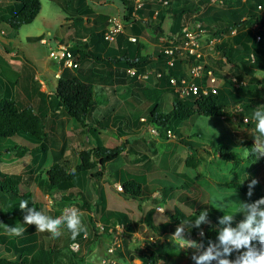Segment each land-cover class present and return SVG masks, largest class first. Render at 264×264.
I'll return each mask as SVG.
<instances>
[{
	"label": "rangeland",
	"instance_id": "1",
	"mask_svg": "<svg viewBox=\"0 0 264 264\" xmlns=\"http://www.w3.org/2000/svg\"><path fill=\"white\" fill-rule=\"evenodd\" d=\"M196 1L133 0V3L144 14L150 15V17H159L163 33L169 35L170 27L174 26V19L169 10L182 5L192 8ZM39 2L40 8L33 20L21 25L16 33L11 32L7 25L0 22V97H10L18 102L30 103L36 110L39 97L36 91H39L44 92L45 95L47 94L45 97L47 102L43 101V107L49 106L57 78L54 73L56 74L62 66L60 63L55 65L52 63H50L51 65L45 64V57L48 56L49 50L53 49L55 44L65 41L64 36L68 33L71 35V39L65 44L70 48H74L75 40L77 39L76 32H81V40H85L87 46L92 50L102 48V54L117 52L118 48L123 45L122 39H126L128 35H134L136 36V43H144L140 53L142 55H151L146 61L153 62L156 60L155 52L160 50L157 38L154 40L147 33L136 35L129 32L128 25H125L122 20L123 7L119 0H85L86 6L90 9L88 16L104 15L107 21L101 37L91 40L88 39L89 31L87 25L89 23L85 22L84 14L80 15V19L74 23V27L67 30L69 22L65 21V18L70 13L63 11L56 0H39ZM225 6L223 0H208L196 15L206 17L212 14H219L220 10ZM231 6L233 7L235 4ZM262 16L264 17V13ZM110 17L119 18L121 27L112 34V39H106L104 31L110 28V22L108 21ZM194 23V21H189L186 25L195 30ZM254 26L255 24L252 25V27ZM204 30L199 35L200 45H202V48H200L203 54L202 62L205 61L208 66L213 67L216 71V76L222 81L229 78L234 86L240 83H250V79H256L258 80L255 86L257 89L249 92L247 97H243H249L250 100H241L235 104H229L227 110L231 114L230 116L212 118L193 113L191 124H185L177 128L180 138L176 136H150L143 125L140 129L137 128L138 126L133 127L132 134L130 136L127 135L129 136V141L136 140L133 142L134 148L146 153L148 158L142 163L133 164L131 160L133 155L122 151L113 163L121 171L130 170L137 175L142 174L144 176L143 180L155 190L151 194L153 200L133 199L123 196L118 190L116 193L107 194V188H111L110 184L114 181L113 176L109 175L107 170H101V175L94 180L87 178L80 183V188L91 204V210L98 203V209H100L97 212L93 211V213L92 211L88 213L87 210L79 209L82 213V221L88 228L89 235L87 238L83 235L78 250H71L83 254L87 263H92L100 258L105 253V247L109 242L108 232L107 234H100L97 240L92 243L85 241L90 239L91 234V227L87 222L89 216L97 220L96 216L100 215L105 206L123 211L128 217L124 225L127 229L122 239V248L125 253L126 250L130 251L133 247L140 248L141 243L146 240L150 241L149 238L152 237L156 241L162 242L161 244L166 253L164 258L158 260L159 263L164 261L163 264H195L191 259L192 255L196 254L194 249H180V246L174 245L166 234L163 233L158 236L156 232L146 226L147 224L144 220H151L153 223L168 220L163 212L165 206L170 207L172 212L183 217L195 210L213 208L235 210L239 209V203L241 202L253 203L252 196L249 197L247 193L229 187L226 183L233 181L249 183L252 179L260 180L261 176H264V167L261 163L254 160H245L242 156V148L244 147L240 143L247 139L254 143L255 121L252 116L257 108L264 105V87L258 86V84H264V64L257 62L256 59L254 60L255 53L253 52H250L253 55L252 60L249 54L246 61L244 60L245 66L239 63L237 60L238 48H234L229 56L232 61H226L214 48L213 43L218 39L212 37L206 29ZM36 33L40 34L46 41L40 42L37 36L24 37L27 34ZM170 35L171 37L176 36L175 33ZM53 36L56 37V40ZM9 48L16 53V55L15 53L11 55V59L6 58L4 53ZM182 65H180V68ZM77 67L81 69L83 63ZM77 67L70 69L71 72L76 74ZM148 69L147 65L141 72ZM118 70L119 68L116 69V71ZM29 71L35 72L37 76L33 78V73L29 74ZM148 77L146 79H138L136 76L132 78L131 75L125 72L123 76L117 77L118 79L105 77L101 81L91 84L90 91L96 101L92 113L93 116L101 119L105 116L111 117L115 114H124L122 116L126 115L129 119H132L135 116L139 117L142 115L141 111L144 107V101H138L134 104L129 102L127 98L131 91V84L136 80L147 81V84L151 87L155 83L157 84V78L152 76L148 80ZM38 78H41L43 82L39 81ZM44 89L52 90V93L43 91ZM106 96L110 99H104ZM171 96L170 92H165L157 97L156 101H159L162 112H167L170 109ZM110 103L111 105H109ZM47 106L46 108L48 109ZM44 117V130L50 136V139L44 144V152L38 147L33 149L32 153H35L34 155L26 150L23 156L18 157L14 151H17L19 147H25V145L20 143L21 141L16 140L15 137L0 138V150L4 151L5 147L10 148L8 152L0 154V177L4 174H18L21 177L18 183V192H29L38 206V211H43L45 214L55 218L60 216L66 208L75 207V201H66L61 197L62 191H58L55 188L46 190L47 188L43 183H40L41 180H44L43 172L49 167L52 157L55 155L65 170L73 168L79 162L78 151L89 148L93 143V137L89 134L80 133L79 129L81 127H79L78 123L63 114L58 108L54 110L51 107V110H48ZM136 117L135 119H137ZM244 118L249 124L245 126L239 125L237 120L240 119V121L246 122ZM170 128L173 131V127L171 126ZM98 131V140L102 141L103 145L107 147L114 146L123 139L118 136L119 133L114 128L99 129ZM217 140L225 142L229 150L235 151L244 160L235 167H232L228 161H221L218 158ZM152 148L154 152L151 151ZM187 156L191 157L193 165H186L185 158ZM147 172L151 173L148 175ZM183 175L187 177L190 183V187L187 189L181 188L178 184L179 181L181 182L185 179ZM170 181L174 184V187L164 191L160 190L162 188L161 183ZM157 206L161 209H157ZM8 216L0 207V223L9 227L24 224V216ZM3 224H0V234L14 242L19 248V253H22L27 244L36 236L45 245H51L54 242L61 244L64 241V230H62L63 234L58 239H53L50 233L36 232L35 225H24L26 230L22 236L10 237L5 234ZM0 254L11 258L15 257L17 252L12 249L8 251L0 244ZM116 263L127 264L128 260L124 257H117Z\"/></svg>",
	"mask_w": 264,
	"mask_h": 264
},
{
	"label": "trees",
	"instance_id": "2",
	"mask_svg": "<svg viewBox=\"0 0 264 264\" xmlns=\"http://www.w3.org/2000/svg\"><path fill=\"white\" fill-rule=\"evenodd\" d=\"M58 5L63 11L70 13L65 21L69 22L67 30L74 27V23L80 19V15L84 14L85 22H88V38L95 39L100 38L102 30L107 24L106 17L104 15L88 16L90 9L86 6L85 0H56ZM123 7L122 20L129 32L139 35L141 33H147L154 40L161 34L168 38L170 34L175 33L178 41H181L179 36L181 34V28L189 21H197L201 28L206 29L212 37L217 38L213 45L215 50L218 51L228 62H231L229 57L234 48H238L237 60L239 63L245 66V61L250 52L255 53L254 60L264 64V17L258 12L257 4H264V0H223V4L226 6L222 8L219 14H212L206 17L197 16L202 6L208 0H197L192 8H188L184 5L176 6L169 10L172 18L174 19V26L169 29V35L163 33V28L160 26V18L144 14V12L137 7H134L133 0H119ZM235 4V6H231ZM40 8L39 0H8L0 1V22L7 25L11 32L15 33L21 25L29 23L33 20ZM77 14V15H75ZM255 24L254 27L252 25ZM256 27V28H255ZM81 32H76L77 39L75 40L74 48H71L72 53L77 55V62H82L89 59L93 65L95 73L87 72L86 75L74 74L67 67H62L59 75L56 78L55 86L53 89V96L49 107H57L59 111L68 116L70 119L78 123L79 132L93 137V143L89 148L78 151L79 162L71 169L65 170L59 163L58 157L55 155L52 157V161L48 168L43 172V179L40 183L51 190L52 188L62 191L61 197L66 201H75V207L78 209L87 210L88 213L92 211H98V204L93 206L91 210V204L85 197L83 190L79 184L84 182L85 179H96L101 175V170H107L109 175L117 179L120 182L119 193L126 197L140 200L151 199L150 194L154 189L151 185L147 184L143 178H138L133 175L130 170H120L116 164L113 163L115 159L119 157L122 151H126L128 154H136V148L132 146L128 138L122 139L118 144L107 147L104 146L102 141L97 138L99 129L104 130L108 128H114L119 133L118 136L123 134H130L131 128L127 124L128 117L122 115H112L111 117H103L98 119L93 116L94 107L96 101L90 91L91 84L98 81L105 75H110L112 68H119L115 75L119 78V75L125 74V69L132 67L135 74L139 71H143L144 67L148 65L151 70L159 71L160 77L157 78V93L160 96L164 92H170L172 94V101L170 109L167 112H162L159 101L145 100L146 94H149V89L144 88L137 80L131 84V93L128 96V101L137 102L135 93L140 91L142 100L148 103L143 110L144 119L137 121L138 124L151 125L158 133V136L165 137V132L169 129L174 136L181 137L177 131L179 126L185 124H191V116L196 113L204 117L218 118L221 116H230L227 107L229 104H235L241 100H250L247 97L248 93L256 90L255 87L258 83L256 79H250V83L233 85V82L229 78L224 79L221 85L217 88L215 93H208L203 96L190 95L187 97H178L171 89L168 82L170 75H178L181 71L180 65L185 61H194L191 56L179 55L174 49L171 54L164 53L162 51L155 52V59L153 62L146 61L151 55L140 53V49L144 47V43L132 42L130 40L122 39L123 45L118 48L117 52L111 54H102V48L90 49L87 47V42L81 40ZM79 35V37H78ZM256 35L258 38H256ZM35 37V36H33ZM71 39V35L66 34L65 42ZM175 43L177 41L174 40ZM172 57V65L167 64V60ZM245 60V61H244ZM208 66V65H206ZM211 67V66H209ZM77 70V69H76ZM216 73L215 70H213ZM135 74L131 77L134 78ZM120 76V77H121ZM1 80V79H0ZM259 87L264 84H258ZM134 90V91H133ZM142 90V92H141ZM146 92V93H145ZM39 96V100L42 101L41 96L43 92L36 91ZM158 96V97H159ZM146 97V98H145ZM147 101V102H146ZM46 112V111H45ZM45 112L41 110L40 106H37V110L33 111L30 103L18 102L10 97H0V138L15 137L16 140L21 141L25 147H19L17 151H14L16 156H23L26 150L32 153L33 149L40 147L42 151H45L44 144L50 139V136L44 130V115ZM241 126L248 125L249 122H242L237 120ZM173 127V131L170 127ZM150 143V142H147ZM244 148H251L253 142L249 139L240 142ZM190 146V145H188ZM218 158L221 161H228L232 167L237 166L242 160L235 151L228 149L225 142L217 140L216 143ZM28 148V149H27ZM9 147H5L4 151L8 152ZM190 151L191 148H189ZM146 159V155L143 153L137 154L133 163L141 162ZM245 160H254L261 163L264 167V157L258 160L255 157H248ZM186 165H193L191 157L185 158ZM185 179L179 181L181 188H189L190 183L185 175ZM21 177L16 175L4 174L0 177V207L6 212L8 217H22L26 213L19 209V203L21 200H28V207L34 206L38 210L36 202L33 200L31 194L27 191L18 192V183ZM159 180V179H158ZM258 183L252 189V201L255 202L261 198H264V176H261L260 180L255 179ZM252 181V180H251ZM241 182H227L229 187L236 188L243 193H247L249 184L251 183ZM161 183V182H160ZM161 189H171L174 184L170 182L161 183ZM100 195V194H99ZM75 199V200H74ZM153 200V198L151 199ZM264 208V205H261ZM100 210V209H99ZM201 210H195L192 213H187L183 217L175 214L171 211V208L165 206L163 212L167 216L168 220L160 223H153L149 220H144L152 231L159 235L163 233H174L177 226L185 221H194L200 214ZM225 212L236 213L238 209H225V208H213L208 209L209 224H201V228L204 232V236H200L201 242L204 246L208 245L209 241L217 242V234L220 225H218L219 217L223 216ZM127 215L118 210L112 208L103 209L100 213L98 220H94L92 216H89L87 222L91 227L90 239L85 240L87 242H93L97 240L100 234H107L108 227L121 222L124 225L127 222ZM245 219V215L240 213L235 216V222L233 227L239 222ZM99 221L102 224L101 232L98 230L95 222ZM127 229V227L125 228ZM65 231L64 241L59 244L54 242L51 245H45L43 241L35 238L27 244V247L22 253H19L18 246L6 239L3 234H0V244L4 249L14 250L17 252L15 257H7L4 254H0V264H82L85 262L84 255L72 251L69 248V243L77 241L80 243L83 239V233L75 240L71 239V234ZM199 229L186 228V233L193 235ZM129 231V230H128ZM155 239V238H154ZM162 242L151 240L141 243L140 248L133 247L132 249L125 251L117 248L112 256L125 258L128 261L133 258H137L139 262L137 264H157L159 259L164 258L166 255ZM256 243V242H254ZM178 245V244H176ZM128 251V252H127ZM238 253H233L229 259H235ZM162 263L159 264H163ZM109 264H117L109 263ZM215 264V262H213Z\"/></svg>",
	"mask_w": 264,
	"mask_h": 264
},
{
	"label": "clouds",
	"instance_id": "3",
	"mask_svg": "<svg viewBox=\"0 0 264 264\" xmlns=\"http://www.w3.org/2000/svg\"><path fill=\"white\" fill-rule=\"evenodd\" d=\"M257 9L259 13L264 12V4L258 5ZM252 118L255 121L254 144L250 149L242 148L241 154L244 158L255 157L258 160L264 157V105L254 111ZM257 183V180L252 179L249 184V197L252 196V189ZM28 205V200H21L19 203V209L26 213L23 217L24 224L9 227L0 223L3 224L6 235L22 236L26 230L24 225H35L36 232L50 233L53 239H58L64 228L71 234L72 240L81 233L85 238L89 235L88 228L82 221V213L74 206L66 208L60 216L54 218ZM261 205H264V198L253 203H239V209L234 214L221 210L224 215L218 219V243L209 241L206 248L202 242L187 238L189 233H186L185 229H200L201 224H209L207 209L201 211L194 221H185L177 226L170 240L174 245L178 244L180 249H194L196 254L192 255L191 259L195 264H264V208ZM240 213L245 215V219L233 227L235 216ZM199 235L204 236L203 230ZM233 253L238 255L235 259H229Z\"/></svg>",
	"mask_w": 264,
	"mask_h": 264
},
{
	"label": "built area",
	"instance_id": "4",
	"mask_svg": "<svg viewBox=\"0 0 264 264\" xmlns=\"http://www.w3.org/2000/svg\"><path fill=\"white\" fill-rule=\"evenodd\" d=\"M261 4V3H260ZM260 4H257L260 5ZM135 7V6H134ZM263 14L264 12H260ZM110 22V28L107 31H104V37L106 39H112V34L115 31H118L121 27L120 19L117 17H110L108 19ZM193 22V21H191ZM194 25L196 27L195 30L187 27L188 25H184L181 28V34L179 36L181 41H178L176 36L166 37V36H158L157 42L160 46V50L164 53L171 54L175 49L179 55L182 56H191L194 58V61H185L182 64L181 71L178 75H170L168 77V82L171 86L172 91L180 98L187 97L190 95L194 96H203L208 93H215L217 88L223 82L219 77L214 73V68L206 66L207 64L202 62L201 58H203V54L200 50L202 45H200L199 35L202 34L205 30L199 26L197 21H194ZM256 38L258 36L256 35ZM127 39L134 42L136 41V36L128 35ZM177 41V43L174 42ZM43 42V40H40ZM213 43V42H211ZM250 59H253L252 53H249ZM48 57L50 58L52 64H61L62 67H67L69 69H74L77 67V55L72 53L71 48L67 44L58 43L54 46L53 49H50L48 52ZM172 57L167 60L168 65H172ZM61 69H58L57 73L54 75L58 76ZM125 72L129 75H134V69L132 67H128L125 69ZM149 75L154 76L155 78L160 77V72L148 69L144 72H139L135 74L138 79H146ZM246 121V118H244ZM147 130L150 136H158L157 130L151 126H147ZM167 137H175L173 133L167 129L165 132ZM111 187L120 190V183L117 181H113ZM158 208V207H157ZM95 225L101 231L102 224L99 221L95 222ZM202 229L196 231L193 235L189 234L187 238L196 240L197 242H201L199 232ZM107 232L109 233V242L105 247V253L101 255L100 258L95 260L92 263H87L86 261L82 264H109L117 262L112 254L113 252L119 248L122 249V239L123 234L126 232L125 226L123 223L118 222L108 227ZM170 238L173 233H164ZM149 239L154 240L152 237ZM70 249L78 250L79 243L77 241H73L69 244ZM207 246H205L206 248ZM139 260L137 258H133L128 261L127 264H137ZM159 264V262H157Z\"/></svg>",
	"mask_w": 264,
	"mask_h": 264
},
{
	"label": "crops",
	"instance_id": "5",
	"mask_svg": "<svg viewBox=\"0 0 264 264\" xmlns=\"http://www.w3.org/2000/svg\"><path fill=\"white\" fill-rule=\"evenodd\" d=\"M0 1H8V0H0ZM2 23V22H1ZM4 24V23H3ZM69 25V24H68ZM0 31H1V29H0ZM18 31V30H17ZM16 31V32H17ZM15 32V33H16ZM27 36H37L38 37V40L40 41V40H43V42H45L46 40L42 37V36H40V34H38V33H36V34H27V35H25L24 37H27ZM53 38L56 40V37L55 36H53ZM66 38V36H64V39ZM89 39V38H88ZM41 42V41H40ZM66 42L64 41L63 42V44H65ZM56 45V44H55ZM88 47V46H87ZM89 48V47H88ZM4 53H5V57L6 58H8V59H11V55H13V53H15V52H13V50H11L10 48H9V50H5L4 51ZM15 55H16V53H15ZM26 62V61H25ZM50 63H52L51 62V60H50V58L48 57V56H46L45 57V64H48V65H51ZM83 63V67H81V69L79 68V67H77V73L76 74H80V73H82V74H84V75H86V73L87 72H93V73H95V71L96 70H94L93 69V65L91 64V62H90V60L89 59H86V60H84V61H82V62H78V64H77V66H80V64H82ZM20 64V63H19ZM55 65V64H54ZM150 69V68H149ZM111 74L110 75H105V76H103L102 78H100L98 81H96V82H99V81H101L103 78H105V77H113V78H116V79H118L117 78V76L115 75V73H116V69L115 68H112V70H111ZM139 72H141V71H139ZM31 73H33V78L34 77H36L37 75L35 74V72H30L29 71V74H31ZM25 76H26V74H25ZM121 75H119V77H120ZM150 76V75H149ZM152 77V76H151ZM151 77H148L149 79L148 80H150L151 79ZM39 79V81H42L43 82V80L41 79V78H38ZM138 82H140L141 83V85H143L144 86V88H146V89H149L150 91H148V92H150L149 94H146V99L145 100H150V101H155V100H157V97H158V93H157V85H158V82H157V84L155 83L152 87L150 86V85H148L147 84V81L146 82H142V80H139ZM93 83H95V82H93ZM154 86H156L155 88H153ZM43 91H46V92H48V93H52V90H47V89H44ZM132 91V90H131ZM131 91H130V93H131ZM134 91V90H133ZM140 91H137L134 95H135V97H136V100H137V102L139 101H143L142 99V97H141V94L142 93H139ZM141 92H142V90H141ZM44 93V92H43ZM129 93V94H130ZM146 93V92H145ZM165 93V92H164ZM163 94V93H162ZM47 95V94H46ZM46 95H45V93L43 94V96H41V98H43L42 99V101H40L39 100V97H38V104L36 105V110H37V106L39 105L40 106V108H41V110H43V112H47L48 110H51V108L49 107V106H47L48 107V109L46 108V106H44L43 107V101H46L47 102V100H45V97H46ZM38 96V95H37ZM129 96V95H128ZM48 97V96H47ZM104 99H110V98H108V96H106V97H104ZM128 99V98H127ZM171 101H172V96L170 97V103H171ZM137 102H135V103H137ZM147 102V101H146ZM134 103V104H135ZM147 104L148 103H145L144 102V107H143V109H142V115H140L139 117H136L137 119H135V117H134V115H133V117L134 118H132V119H127V124L128 125H130V128H131V131L133 130V127L134 126H138L137 128L138 129H140L141 128V126L143 125V124H138L137 125V123H136V120L137 121H142L143 119H144V115H143V110H144V108L147 106ZM109 105H111V103L109 104ZM95 108V107H94ZM32 109H33V111H35L34 110V108L32 107ZM54 110H57V108H54ZM46 112H45V114H46ZM115 114V113H114ZM118 115V114H117ZM121 115H124V114H121ZM114 116H116V114L114 115ZM105 117H107V116H105ZM44 119H45V117H44ZM144 126V128L147 130V126L146 125H143ZM148 131V130H147ZM130 134H132V133H130ZM130 134H129V136H130ZM128 134H123V135H120L119 137H122L123 139L124 138H128V140H129V136H127ZM118 137V138H119ZM134 138V137H133ZM136 140H131L130 142H131V145H130V148L133 146V142H135ZM151 144V143H150ZM151 151L152 152H154V149L152 148L151 149ZM136 154H133V158L131 159L132 161L133 160H135V157H136V155L137 154H140V153H143L141 150H139V149H136V151H134ZM143 154H145L146 155V158H148V156H147V154L146 153H143ZM146 160V159H145ZM144 160V161H145ZM143 161H141V162H136L137 164H139V163H142ZM133 163V162H132ZM136 163H133V164H136ZM133 173V172H132ZM151 172H147V174L149 175ZM133 175H137V174H135V173H133ZM151 176V175H150ZM136 177H138V178H144V176L141 174V175H137ZM113 180L114 181H117V182H119L117 179L115 180V178H113ZM145 181V180H144ZM146 182V181H145ZM120 183V182H119ZM147 183V182H146ZM112 184V183H111ZM111 184H110V186H111ZM109 185V184H108ZM107 190H108V192H107V194H112V193H116V189H114V188H107ZM155 191V190H154ZM154 191H152L151 192V194L154 192ZM118 192V191H117ZM101 193V192H100ZM150 194V197H152V195ZM107 196V195H106ZM152 199V198H151ZM150 198H149V200H151ZM99 204V203H98ZM158 208L157 209H161L159 206H157ZM106 208H108V207H104L103 209H106ZM113 209V208H112ZM99 210V209H98ZM114 210H117V209H114ZM118 211H120V210H118ZM123 212V211H122ZM100 216V215H99ZM99 216H96L97 217V220H98V218H99ZM150 222H152L151 220H149ZM167 221V220H166ZM147 226V225H146ZM36 238H37V236H36Z\"/></svg>",
	"mask_w": 264,
	"mask_h": 264
}]
</instances>
